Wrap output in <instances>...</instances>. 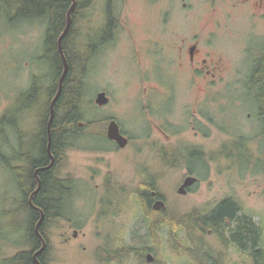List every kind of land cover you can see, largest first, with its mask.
<instances>
[{
    "label": "rangeland",
    "instance_id": "1",
    "mask_svg": "<svg viewBox=\"0 0 264 264\" xmlns=\"http://www.w3.org/2000/svg\"><path fill=\"white\" fill-rule=\"evenodd\" d=\"M152 1L113 0V10L116 18L121 20V28L117 34L118 50L108 60L106 70L111 73V66L115 68V72L110 74V77L118 87L117 109L121 112L120 116L127 117L126 112L131 108L134 114L130 118L132 121H126L127 124L137 134L146 129L143 120L145 117L142 118L136 97L140 98L142 83L139 81V76L145 69L143 63L147 62V58L134 55L133 63L128 53L130 52L128 43L129 40L131 41L129 28L137 30L135 33L137 40L142 39L145 36L143 27L154 24L159 18L160 9L169 4L174 10L175 20L184 22L185 25L193 24L200 28L208 25L214 29L216 32L201 31L200 34L212 42L210 50L213 57L222 58L228 68L239 71L235 73L228 70L224 73V83H229L230 86L218 84L215 91L206 96V91L189 89L183 85L185 83L177 85L178 97L170 112L171 122L178 124L177 129L168 130L169 136L157 133L155 128L148 129L154 131L150 135L154 146L168 143L180 147L192 145L212 152L208 156V166L195 167L197 169L194 174L198 177V181L192 185L188 193L177 192L178 184L188 171L185 164L176 168L170 166L163 170V179L158 181L157 187L166 197L167 208L180 214L188 213L195 208L208 210L227 196L235 198L242 205L244 212L262 227L260 246H264V145L256 148V143L251 141L246 152L243 153L234 147L233 142L234 138L239 140V136L247 139L263 131V125L257 124L254 95L249 92V88L244 91L240 83L243 79L246 82L249 74L248 46L252 49L255 41L262 43L264 40V17L260 18L256 14L258 8L253 5L256 0H160L156 5H152ZM183 3L185 6H182ZM103 4H105L104 0H90L88 9L85 8L81 12L79 19L74 23V47L80 46L82 36L85 34L83 24H86V19H89V25L92 26V34L102 24L101 19L105 9ZM181 7H183L182 12L176 13L175 10ZM45 28L46 23L40 19L14 21L12 26L10 23L2 22L0 114L12 102V97L15 99V95L20 90V82L27 86L33 74L39 72L37 52L38 54L43 52L38 49ZM131 53L134 54L132 51ZM49 66L46 64L44 67L47 72L50 71ZM99 77L95 75L92 81L86 84L80 96L84 131L96 130L94 126H87L86 123L97 121L107 112L105 109L97 108L94 102L97 89L105 84V81ZM136 77L138 80H135ZM108 88L111 94H115L116 90L109 86ZM131 97H134L132 104ZM198 99H201V102L205 101L203 105L206 110L209 103L213 104L216 110V127L210 129L207 136L202 131L193 129L189 123L191 118L198 120V113L195 116L191 114ZM122 126L124 127V124ZM179 129H183L182 132L175 135ZM139 147L140 145L137 144L136 149ZM249 151L253 152L249 155L254 161L253 164L249 161V164H246L245 159L241 158V155L247 158L246 154ZM128 154V151H121L120 154L115 155L111 166L124 181H129L134 175L138 177V171L146 170L147 166L149 167L147 164L151 162L145 150L140 153L134 150V153L129 156ZM254 154L260 156V165H257L259 162H255ZM109 156V153H87L82 144L76 143L69 152L65 169L78 175L81 183H86L87 170L99 167L106 171L108 168L106 159ZM90 157L104 160H99L96 164L89 162ZM159 170V167L155 166L153 173H158ZM137 177L135 187L139 188ZM95 181L89 186L92 192L96 190ZM83 194L85 198L74 200L75 215L72 216L71 221L74 227L79 229L76 237L72 236L71 229L68 233L64 232L61 227L63 220H49L46 224V244L49 246L46 255L47 264H103L98 255L99 247L108 249H106L108 251L106 257L109 258L107 264H120L119 257L124 258L125 264H155L146 261L147 250L152 252L161 264H200L204 260H211V264H255L249 250L241 251L231 241L230 231L225 232L224 235L215 233L211 228L206 231L195 229L189 232L182 226L175 236H170L168 226L164 222L158 224L151 232L149 230L151 216L159 213L152 211L147 215L140 198H103L102 200V198H92V194L87 190ZM19 199L21 201L22 198L14 175L0 163V264H4L2 257L6 258L17 251L29 249L24 239L27 217L25 218L20 212ZM55 224L59 227L52 228ZM67 236L71 239L65 241ZM112 252L119 256L113 261ZM258 264H264V261Z\"/></svg>",
    "mask_w": 264,
    "mask_h": 264
},
{
    "label": "flooded vegetation",
    "instance_id": "2",
    "mask_svg": "<svg viewBox=\"0 0 264 264\" xmlns=\"http://www.w3.org/2000/svg\"><path fill=\"white\" fill-rule=\"evenodd\" d=\"M104 1L105 4L103 5L105 9L101 19L102 24L98 26L97 31L92 34V26L89 25V19H86V24H83L85 34L82 36L79 47H74L73 45L74 35H70L67 40L65 39L67 33L62 37L61 42H59V37L65 29L66 24L55 36L56 49L61 62L59 71H55L49 60L44 56L49 26L47 16L37 18L46 23L40 48L38 49L43 50V52L39 54L37 52V68L39 72L33 74L27 86H24V84L20 82V90L15 95V99L12 97V102L4 109L3 113L0 114V163L9 171V167L20 170V198H28V202L38 209L41 215V208L34 205L32 199L35 197L37 188H40L47 178H49L52 184L59 181L64 188V194L59 197L61 198V203L58 215L52 217L50 221L63 220L64 222L61 227L65 230L64 232L68 233L71 229L72 236L74 237L79 233V229L75 228L71 221L72 216L75 215L73 214L75 211L74 200L75 198H85L83 194L85 190L92 194V198H102V200L103 198H146L145 195L140 194V187L151 185L154 188L150 189L151 197L149 198L153 199L150 202L149 208L154 213H160L162 209H167L166 197L157 187L159 184L158 181L163 179V170L170 166L176 168L185 164L188 167V171L183 176L178 186L188 175L195 176L197 179L194 183H196L198 177L194 174V171L197 169L195 167L199 165H202L203 168L208 166V156L212 154V152H208L200 146L192 145H183L180 147L171 146L168 143L169 145L159 144V146H154V141L150 139V135L154 131L149 130L155 128L157 133L169 136L170 133L168 130L177 129L176 127H178V124L172 123L170 116V112L176 103V97H178L176 96L177 85L185 83L183 85L187 88H195L199 92L201 90L203 92L206 91L205 95L209 96L212 91H215L218 84H224V86L228 84L230 86L229 83H224L225 80H223V75L225 72L228 70H232L235 73L239 72L235 68H228L222 58L212 56V51L210 50L212 48V42L203 38L200 33L201 31H203L202 33L205 31L216 32L214 29H211L208 25L201 26V28L193 24L185 25L184 22L181 23L175 20L173 18L174 10L169 7V4L165 5V7L160 9L159 18L155 23L143 27L145 36L142 37V39L137 40L138 38L135 34L137 30L129 28L131 41L129 40L128 43V49L130 50L128 53L131 55L133 63L135 62L134 55L137 57L145 56L147 58V62L143 63L145 69L139 76V81L142 83L140 98L136 97L142 118L145 117L143 120L146 123V129L137 134L126 122L132 121L130 118L134 112L131 108L126 112V115H128L127 117H121V112L117 109V93L119 91L110 77V74L115 72V68L111 66V73L106 70L108 60L113 56L112 54L115 55L118 50L117 34L121 28V20L116 18L113 10V0ZM159 1L160 0H153L152 5H156ZM89 4L90 0H88V4L85 7L86 10ZM253 5L258 8L256 14H258L260 18L264 17V0H256ZM182 6H185V3H183ZM182 9L183 7L175 10V12L180 13ZM21 21L24 20H20V22ZM26 21L31 20H25L24 22ZM131 51L134 54H132ZM249 51L250 53L247 56V60H250V73L252 67L255 65V61L264 52V40L262 43L255 41V45L252 49L248 46L247 53ZM73 52L82 55V83L84 86L90 83L95 75H99V79L105 81V84L97 89L96 95L100 92L105 93L107 98L106 101L101 104L96 103L95 95L94 102L97 108L105 109L107 112L97 121L93 120L86 123L87 126L92 125L96 128V130L94 129L92 131L83 130L82 125H84V122H82V120L84 116L81 113L82 116L77 122L79 130L75 132L69 131L64 134V141L59 151L55 152V149L52 148V137L55 130V127H53L54 121L52 120V122L49 123L51 105L60 88V79L65 69L64 61L66 60L68 66L69 55ZM46 64L48 66L50 65V71L48 72L44 69ZM95 71L96 73H94ZM107 73L109 74L107 75ZM66 74L61 82L60 98L65 88ZM135 80H138V78L136 77ZM108 86L116 90L115 94H111ZM240 86L244 87V91L248 88V77L246 82L244 79L241 81ZM242 95H244L243 92ZM130 99H133L131 101L132 104L134 97ZM213 101L214 99H212V102ZM19 102L20 107L19 111H17L16 118H14V123L12 124L9 122L2 126L1 122H4V115L6 112L14 108ZM204 102V100L201 102V99L197 100V104H195L191 114L195 116L196 113H198V120L195 121L191 118L189 123H191L190 125L193 129L202 131L203 134L207 136V132L216 127V110L211 103H209V107L206 110L203 105ZM57 104L58 101L56 100L53 103L55 114L57 113ZM62 112L63 111L60 110L58 115H61ZM121 120L124 122L122 123ZM114 123L117 124L119 133L126 139L123 145L110 135L109 127L111 124L114 125ZM122 124H124V127ZM182 130L183 129H179L178 133H175V135L182 132ZM239 137L241 138L243 136ZM42 139L44 140L43 144L41 143ZM76 143L82 144L83 149H85L87 153L110 154L106 159V166H108L107 170L103 171L102 168L99 167L89 168L86 174V183H81L78 175L67 172L65 169V164L69 159V152ZM137 144L140 145L138 149H136ZM43 145L45 154L41 156ZM169 149L173 152H180L178 157L179 161L175 165L170 164L168 160L167 153ZM244 149L246 150L247 147H244ZM14 150H17V152L20 150V156H17L16 159L12 158V163H6L7 157L13 155ZM134 150L138 153L143 150L146 151L147 158L151 161L150 164H147L149 167L147 166L146 170L135 168L139 170L138 177L134 175L129 181L121 180L115 169L111 168L113 165V158L115 155L120 154L121 151H128L129 156L131 153H134ZM216 150H218V148ZM186 156H188V159H185ZM40 160H42V162ZM99 160L103 161L104 159L102 160V158L98 157L89 158V162L96 164H98L97 162H99ZM155 166L160 169L158 173H153ZM42 177L45 178L44 181H42ZM136 177L138 180L137 186H139V188L135 187ZM98 179L99 181H95ZM92 181H95V192L89 189V186H92ZM194 183L186 187L185 193L190 191ZM157 199L165 201L164 207L160 209H155L153 207ZM58 227L59 226L55 224L52 228ZM37 234L41 244L43 240L46 243V239L40 231ZM69 239H71L70 236L65 237V241ZM147 253L153 254L149 250H147L145 254ZM153 257L154 259L150 263L155 262L156 264L158 261L154 254Z\"/></svg>",
    "mask_w": 264,
    "mask_h": 264
},
{
    "label": "trees",
    "instance_id": "3",
    "mask_svg": "<svg viewBox=\"0 0 264 264\" xmlns=\"http://www.w3.org/2000/svg\"><path fill=\"white\" fill-rule=\"evenodd\" d=\"M71 4L72 0H0V26L2 25V22L13 24L14 21L35 20L47 16L49 26L44 56L49 60L52 68H54L55 71H59L61 68V62L56 49L55 36L65 26L67 20L66 14ZM87 4L88 0H76V6L71 13V25L65 35L66 40L70 35L74 34V23L79 19L81 12ZM81 57L82 55L80 53L75 52L69 55L68 69L65 76V88L62 92L61 98L59 94L56 99L58 101V104L56 105L57 115L54 113L52 119L54 121L53 127H55L52 137V148L55 149V152L59 151L65 138L64 134L69 131L75 132L79 130L77 122L82 116V111L79 109L80 95L82 93L83 70ZM248 88L249 92L254 95L257 107V124L263 125V131L258 134L255 133L247 139L246 137H239V140L236 138L233 140L235 143L234 147L243 153L246 152L244 147L248 148V143L251 141L256 143V148L262 144L264 145V52L257 58L255 65L252 67L251 72L248 75ZM19 107L20 102L14 108H11L6 112L3 120L4 122H1L2 126L5 123H14V118L17 116ZM60 110L63 112L61 115H58ZM43 141L44 140L42 139V144ZM42 150L43 152L41 156L45 154L44 145L42 146ZM249 152H247L248 156L253 154V152ZM179 153L180 152H173L169 149L167 157L170 164L175 165L178 163ZM17 156H20V150L18 152L17 150H14L13 155L7 157L6 163H12L11 159H16ZM254 156L255 162H260V156L258 154H254ZM186 158L188 159V156H186L185 159ZM40 161L42 162V160ZM248 161L254 162L250 159ZM257 165H260V163H257ZM9 168L20 189V170H17V168L14 167ZM44 179L45 178L42 177V181H44ZM152 188L154 187L151 185L140 187V194L145 195L146 197L140 198V200L147 211V215H150L152 212L149 208L150 202L153 199L149 198L151 197L150 189ZM63 189L64 188L59 181L52 184L50 183L49 178H47L43 182V185L35 192V197L32 198L34 205L39 206L44 214L43 220L39 224V231L45 239V225L52 217L58 215L61 203V198L59 197L64 194ZM18 202L21 204L20 212L25 215V218L27 217L26 225H24L26 233L24 239L27 241L29 249L17 251L15 254L6 258L2 257L1 260L4 264H35L32 254L42 245L35 230V225L40 218V214L38 209L28 202V198H22L21 201L19 199ZM164 222L168 226L170 236H175L177 230L182 226L189 232L192 230L195 231V229L206 231L211 228L215 233L224 235L225 232L230 231L229 238L231 241L235 243L241 251L249 250L253 263L258 264L259 262L264 261V246H260L261 236L263 234L262 227L254 221L250 215L244 212L242 205L235 198L227 196L218 201L208 210L195 208L185 214H180L179 212L168 208L162 209L158 215L151 216L149 230L152 232L158 224L161 225ZM106 249V247H99L98 249V255L101 257L103 264H107L109 261V258L106 257V253L108 252V249ZM48 250L49 246L46 244L45 249L37 255L41 264H47L48 260L46 255ZM111 254H113L111 256L112 261L117 259L118 255L116 253L114 254V252H112ZM123 264L125 263L123 262ZM158 264L161 263L158 262ZM200 264L203 263L200 262Z\"/></svg>",
    "mask_w": 264,
    "mask_h": 264
},
{
    "label": "water",
    "instance_id": "4",
    "mask_svg": "<svg viewBox=\"0 0 264 264\" xmlns=\"http://www.w3.org/2000/svg\"><path fill=\"white\" fill-rule=\"evenodd\" d=\"M75 6H76V0H72V4H71V6L69 7V9H68V11H67V14H66V16H67L66 26H65V29L63 30L62 34H61L60 37H59V42H61L62 37L67 33V31H68V29H69V27H70V25H71V20H72V18H71V13H72V11L74 10ZM64 63H65V69H64V72H63V74H62V76H61V79H60V88H59V92H60V89H61V82H62V79H63L64 75L66 74V72H67V68H68L66 60L64 61ZM59 92H58V94L55 96V98H54L53 101H52V105H51V114H50V118H49V123H51V122H52V119H53V115H54L53 103H54L55 100L57 99V97H58V95H59ZM106 99H107V98H106L105 93L100 92V93H98V94L96 95V97H95V102L98 103V104H101V103H103L104 101H106ZM109 131H110V135H111V137L116 138V139L121 143V145H123V143L126 141V139H125V137H123V136L119 133V129H118V126H117L116 123H114V125H112V124L110 125V127H109ZM196 179H197V178H196L195 176H191V175L186 176L185 179H184V181L178 186V188H177V192H178V193H181V194H184V193L186 192V187L189 186V185H191L192 183H194V182L196 181ZM38 188H39V187H38ZM38 188H37V189H38ZM164 205H165V201H164V200H162V199H157V200L154 202L153 207H154L155 209H160L161 207H164ZM40 212H41L40 218L38 219V221H37V223H36V225H35V230H36L37 233H39V224L42 222L43 217H44L43 211L40 210ZM45 247H46V243H45V241L43 240V241H42V245H41V247H40L39 249H37V250L33 253V260H34L35 264H41V262H40V260L38 259L37 255H38L41 251H43V250L45 249ZM145 258H146V260H147L148 262H152L153 259H154L153 255H152L151 253H147L146 256H145Z\"/></svg>",
    "mask_w": 264,
    "mask_h": 264
},
{
    "label": "bare ground",
    "instance_id": "5",
    "mask_svg": "<svg viewBox=\"0 0 264 264\" xmlns=\"http://www.w3.org/2000/svg\"><path fill=\"white\" fill-rule=\"evenodd\" d=\"M83 12V11H82ZM72 21V20H71ZM10 26H12V24H10ZM85 89V86L83 85V83H82V87H81V91H83ZM59 92V91H58ZM60 93V92H59ZM81 96V95H80ZM81 100V99H80ZM79 109H81V104H80V101H79ZM226 153H228V152H226ZM246 156H247V158H244L242 155H241V158L242 159H245V162H246V164H249V163H252V162H249L248 163V160L250 159L249 158V156H248V154H246ZM263 159V158H262ZM251 160V159H250ZM263 161H264V159H263ZM260 163V162H259ZM253 164V163H252ZM119 261H120V264L121 263H123V261H124V258L123 257H119ZM202 263L203 264H211V260H204V261H202Z\"/></svg>",
    "mask_w": 264,
    "mask_h": 264
}]
</instances>
